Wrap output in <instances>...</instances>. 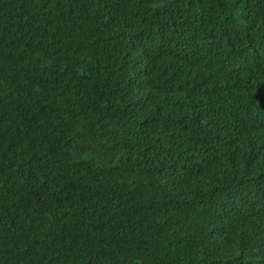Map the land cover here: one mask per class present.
I'll return each mask as SVG.
<instances>
[{"label":"trees","instance_id":"16d2710c","mask_svg":"<svg viewBox=\"0 0 264 264\" xmlns=\"http://www.w3.org/2000/svg\"><path fill=\"white\" fill-rule=\"evenodd\" d=\"M0 264H264V0H0Z\"/></svg>","mask_w":264,"mask_h":264}]
</instances>
